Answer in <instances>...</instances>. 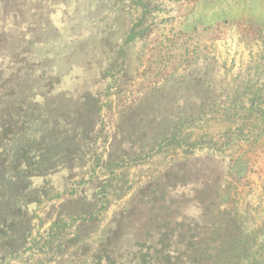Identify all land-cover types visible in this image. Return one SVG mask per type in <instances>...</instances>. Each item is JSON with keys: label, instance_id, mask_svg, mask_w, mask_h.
<instances>
[{"label": "rangeland", "instance_id": "1", "mask_svg": "<svg viewBox=\"0 0 264 264\" xmlns=\"http://www.w3.org/2000/svg\"><path fill=\"white\" fill-rule=\"evenodd\" d=\"M0 264H264V0H0Z\"/></svg>", "mask_w": 264, "mask_h": 264}]
</instances>
